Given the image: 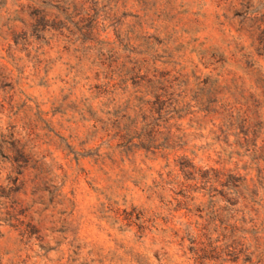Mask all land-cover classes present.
Segmentation results:
<instances>
[{"label":"rangeland","instance_id":"1","mask_svg":"<svg viewBox=\"0 0 264 264\" xmlns=\"http://www.w3.org/2000/svg\"><path fill=\"white\" fill-rule=\"evenodd\" d=\"M257 71L264 0H0V264H264V183L195 104ZM136 85L161 149L107 137ZM218 173L246 179L231 216Z\"/></svg>","mask_w":264,"mask_h":264},{"label":"trees","instance_id":"2","mask_svg":"<svg viewBox=\"0 0 264 264\" xmlns=\"http://www.w3.org/2000/svg\"><path fill=\"white\" fill-rule=\"evenodd\" d=\"M248 58V55L243 56V59L245 60ZM247 64H250V62ZM256 75L258 77H256V80L253 83L256 93L248 96L244 94L236 96V94L230 93L228 96L220 97V87L217 86V84H212L209 92L200 94L195 100V104L199 107V112L202 114L203 118L212 123L214 129L212 134H217L215 137L216 141H220L221 137L227 139L232 130L237 131L235 136L238 140L234 145L240 150H243L245 155L252 157L254 160L252 164L257 167L258 184L261 185L264 183V168H261L260 161L264 160L260 156L264 153V140H262L263 144L260 146H258V140L264 136V76H262L259 71L256 72ZM154 84L162 85L161 82H154ZM205 84L206 83H204V85ZM135 87L137 88L139 86L136 85ZM136 88H133L134 91L124 99L122 104L125 106V110H130V108L136 109L134 112V121L127 125H123L119 120H116L108 131L109 133L107 134V137L110 140L118 142V146L127 152L133 149H143L147 152L161 149L162 146L160 147V145H156L157 137L160 133V126L157 125L156 122L149 123L148 116H145L147 112L151 113L152 111L153 114V109H147L146 112V107L149 106L150 101H145V98L152 97L155 102H161L164 96L159 93V91H163V89L158 88L157 86L154 88L153 85L149 86V88L145 87L144 89ZM126 91L127 86L123 93H127ZM133 102H136L137 105H133ZM174 105L176 107L177 102H174ZM161 113L162 112H159V118L156 121L162 118ZM149 116L151 117V115ZM138 119H141L142 123H144L141 128L148 130L149 134L141 135L137 133L138 125L136 123ZM134 141H137V144L133 143ZM163 149L173 148L167 146V148L163 147ZM181 160H184V158H181ZM182 167L193 169L194 166L187 163L184 166L182 165ZM193 173L199 174V170H196V172ZM218 174L220 175L217 177L219 185L225 191L217 192L216 189H213L211 192H214V194H212L210 198L213 199L216 194L220 195L227 205L224 207H218L216 213L219 217L222 213L231 216L238 212V210L233 208L236 205L233 197L238 194L239 188L245 183L246 179L229 174L227 176V181L222 183L221 178L224 174ZM176 185L179 188L185 187L182 182L177 183ZM198 252L199 250L196 249L195 256H198L197 258H199Z\"/></svg>","mask_w":264,"mask_h":264}]
</instances>
